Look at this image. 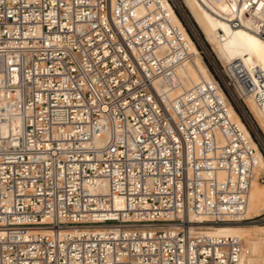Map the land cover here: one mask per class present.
<instances>
[{"label":"built area","instance_id":"1","mask_svg":"<svg viewBox=\"0 0 264 264\" xmlns=\"http://www.w3.org/2000/svg\"><path fill=\"white\" fill-rule=\"evenodd\" d=\"M235 1L264 38V0ZM166 15L0 0V264H238L240 238L194 220L247 219L264 172L227 95L264 107V77L217 58L216 77L183 85Z\"/></svg>","mask_w":264,"mask_h":264},{"label":"bare ground","instance_id":"2","mask_svg":"<svg viewBox=\"0 0 264 264\" xmlns=\"http://www.w3.org/2000/svg\"><path fill=\"white\" fill-rule=\"evenodd\" d=\"M159 2L166 10L167 19L177 26L187 45L185 58L175 67V71L183 85H188L198 79L212 77L203 61L198 48L192 40L185 26L174 11L169 0H151ZM190 15L211 45L216 57L222 62L236 58L242 62L250 72L258 68L264 77V38L255 32L251 20L237 9L235 0H182ZM145 10L138 4L137 13ZM173 93V92H171ZM256 93L250 91L243 95V101L252 113L254 119L264 133V107L256 100ZM3 98L0 96V105ZM231 117L240 125L243 131L250 135L249 130L239 118V115L230 107ZM257 170L264 172V155L257 147ZM264 209V181L261 183L252 179L247 192L246 220L222 221L220 223H202L204 217H197L194 222L201 232L214 234H234L241 240V251L238 264H264V225L252 220ZM246 222H248L246 224Z\"/></svg>","mask_w":264,"mask_h":264},{"label":"rangeland","instance_id":"3","mask_svg":"<svg viewBox=\"0 0 264 264\" xmlns=\"http://www.w3.org/2000/svg\"><path fill=\"white\" fill-rule=\"evenodd\" d=\"M171 4L174 8L175 13L181 20L182 24L185 26V28H187L191 37H193L192 39L195 42L197 48L200 50L201 57L205 62L206 66L208 65L211 68V71H209L216 77L215 73H218L217 65L219 64V62L211 48V45L207 42L204 34L202 33L198 25L195 23L194 19L190 15L183 1L171 0ZM227 98L229 99L230 103L233 102L237 107L239 114L243 118V123L249 130L250 135L252 134L254 136L253 140L256 142L257 147L261 151L262 155H264V133L256 122V120L254 119L252 113L249 111L247 105L243 100L238 101L233 96L227 95ZM263 181L264 179L260 182L262 183ZM252 220H256L259 224L264 225V209L261 210L260 214L254 216ZM247 223L248 222H246V224Z\"/></svg>","mask_w":264,"mask_h":264},{"label":"trees","instance_id":"4","mask_svg":"<svg viewBox=\"0 0 264 264\" xmlns=\"http://www.w3.org/2000/svg\"><path fill=\"white\" fill-rule=\"evenodd\" d=\"M187 29V28H186ZM188 31V30H187ZM188 33H189V31H188ZM191 36V35H190ZM191 38H193V37H191ZM207 67H208V69L211 71V68L207 65ZM231 104H232V106H233V108H234V110L239 114V111H238V109H237V107L235 106V104L233 103V102H231ZM239 116H240V118H241V120L243 121V118H242V116L239 114ZM251 136H252V138H254V136L251 134Z\"/></svg>","mask_w":264,"mask_h":264}]
</instances>
